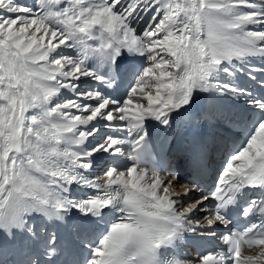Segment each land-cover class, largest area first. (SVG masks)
Instances as JSON below:
<instances>
[{"label": "snow or ice", "instance_id": "obj_1", "mask_svg": "<svg viewBox=\"0 0 264 264\" xmlns=\"http://www.w3.org/2000/svg\"><path fill=\"white\" fill-rule=\"evenodd\" d=\"M201 93L222 165L165 170ZM0 264H264V0H0Z\"/></svg>", "mask_w": 264, "mask_h": 264}, {"label": "bare ground", "instance_id": "obj_2", "mask_svg": "<svg viewBox=\"0 0 264 264\" xmlns=\"http://www.w3.org/2000/svg\"><path fill=\"white\" fill-rule=\"evenodd\" d=\"M142 27H143V25H137V32H140L141 31V29H142ZM259 64H260V62L259 61H254L253 62V65L254 66H259ZM246 72H247V69H246ZM246 72H245V74H241V75H239V79L241 80V85H243V84H245V85H250V86H252V88H255L256 86H255V84L252 82V81H250L248 78H247V75H246ZM226 77V76H225ZM224 77V78H225ZM224 80V79H223ZM85 87H87V85H85ZM208 96V94L207 93H201L200 94V99H198L199 101H201V102H211V101H209V100H207V99H204V97H207ZM223 106H227V107H229V108H232V106L230 105V104H228V102H222V105H221V107H223ZM199 107V105L198 104H196L195 105V108H198ZM232 111H238V108H232ZM177 119V123H176V126H175V130L176 131H180V133H182L183 135H185V128H184V122H183V119L182 118H180V117H177L176 118ZM205 125H209L207 122H205ZM169 128H167L166 130H168ZM103 164H104V162L103 161H101L100 162V165H101V167H98L97 168V174L98 175H102V171H103V168H102V166H103ZM82 194V193H81Z\"/></svg>", "mask_w": 264, "mask_h": 264}, {"label": "rangeland", "instance_id": "obj_3", "mask_svg": "<svg viewBox=\"0 0 264 264\" xmlns=\"http://www.w3.org/2000/svg\"><path fill=\"white\" fill-rule=\"evenodd\" d=\"M29 2H31V0H29Z\"/></svg>", "mask_w": 264, "mask_h": 264}]
</instances>
